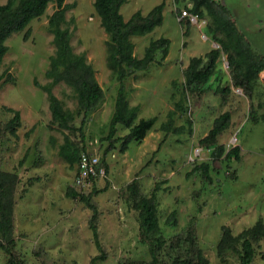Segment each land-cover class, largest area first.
Masks as SVG:
<instances>
[{
  "label": "rangeland",
  "instance_id": "rangeland-1",
  "mask_svg": "<svg viewBox=\"0 0 264 264\" xmlns=\"http://www.w3.org/2000/svg\"><path fill=\"white\" fill-rule=\"evenodd\" d=\"M160 1L126 0L119 13L123 19L135 10L145 14ZM163 1L161 24L130 40L132 53L139 58L149 39L167 38V54L160 58L157 52L145 70L128 73L120 83L105 64L107 35L99 26L93 0H64L73 4L65 11V19H72L68 24L72 51L84 54L103 91L101 101L84 117L76 115L69 130H59L51 123L45 93L38 87L49 81L44 71L53 46L46 21L54 4L49 2L43 14L30 21L26 40L21 31L4 41L7 50L0 72H5L3 79L6 74L9 79L0 82V169L14 171L18 178L12 210L15 264H90V258L100 251L89 229L92 211L78 196L92 189L100 190L89 196V202L95 210L92 223L103 252L94 264H171L175 257L194 261L195 249L208 264H234L235 254L227 255L225 263L216 256L221 228L228 227L235 235L257 220L264 224V122L259 120L264 114V77H257L247 98L232 86L230 69L220 54L206 85L184 88L182 70L189 57L219 47L211 38L218 33L208 30L206 14L196 17L189 13L190 0ZM219 1L250 50L264 63V0ZM183 9L188 15L179 18ZM119 84L128 103L138 106L136 120L156 116V122L141 141L129 142L125 151L119 152L117 141L104 153ZM218 86H228L230 91L222 96L215 91ZM51 92L63 108L76 110L70 87L59 82L51 86ZM175 102L183 110L174 111L172 124H182L184 129L179 134L164 133L158 129L159 123L166 120L168 110H174ZM4 106L19 111L16 137L5 127L12 113ZM223 111L230 114L227 129L214 145L200 144L198 140L213 118ZM249 111L257 121L251 120ZM79 126L82 136L76 129ZM126 132L116 125L112 138ZM65 137L77 145L78 152H94L106 168L104 177H97L92 188L74 198L64 194L71 185L74 164L69 166L57 154ZM216 144H223L225 150L237 145L238 160L225 159L224 154L213 157ZM199 163L207 164L209 180L199 171L187 175ZM133 179L140 195L154 193L159 233L152 242L153 256L148 241L139 235L137 215L125 190ZM257 244L251 264L264 262V240ZM6 261L7 254L0 249V264H9Z\"/></svg>",
  "mask_w": 264,
  "mask_h": 264
},
{
  "label": "trees",
  "instance_id": "trees-1",
  "mask_svg": "<svg viewBox=\"0 0 264 264\" xmlns=\"http://www.w3.org/2000/svg\"><path fill=\"white\" fill-rule=\"evenodd\" d=\"M190 1L191 6L188 11L192 16L202 17L206 14L209 17L210 22L207 28L213 33H218V36L213 34L211 38L219 47L210 48L201 56L189 57L187 64L182 70L183 87L190 90L192 88L199 89L201 85H206L210 76L214 73L215 61L222 54L225 56L228 69H230L232 86L239 88L244 96L250 98L251 89L257 79V75L264 70V63L250 50L247 41L238 33L228 17L226 8L221 5L219 0ZM49 2L54 4L51 13L47 15L46 21L47 31L51 34V44L53 46L52 54L48 57L47 68L44 71V75L49 81L45 85L38 86L33 80V84L45 93L51 123L55 124L59 130H69L72 129L70 123L76 115L82 113L84 117L103 97V91L94 78V70L91 64L86 61L83 53L73 52L69 42L71 31L68 24L72 19H65V11L72 7L73 4L65 3L64 0H5L0 3V63L7 50V46L4 43L6 38L14 32L23 31L21 38L26 40L29 35L28 24L31 20L43 14ZM124 2L126 0H93L92 2L93 9L99 20V26L107 35L105 41V64L110 71L115 73V78L120 83L128 73L145 70L148 64L155 59L157 52H159L160 58H164L168 51V39L160 36L149 39L141 57L137 58L132 53L133 44L130 40L132 36H143L161 24L164 1L161 0L152 6L145 14L135 10L127 19H123L119 13V7ZM4 76L5 72H0V82L9 79L8 74H6L5 79H3ZM59 82L72 89L76 98L75 111L63 108L60 101L51 92V86ZM215 91L224 96L230 91V88L228 86H218ZM223 98L222 101L224 100ZM4 109L12 113L5 127L10 135L16 137L15 129L20 122L19 111L5 106ZM182 110L183 107L180 103L175 102L174 110L166 112V120L159 123L158 129L164 133H181L184 126L182 124L174 126L172 124V115L175 113L174 111ZM137 111L138 106L128 103L123 88L119 84L114 97L113 111L108 120L107 134L104 138L107 140L104 153L110 151L117 141H120L119 152L125 151L129 142L141 141L146 132L154 126L156 116L136 120ZM253 114L252 111H249L248 116L252 121H257ZM229 120L230 114L228 111H223L215 116L211 127L198 142L206 146L214 145L216 138L227 129ZM259 120L264 122V114L260 115ZM82 123L83 120H81L80 125ZM116 125L123 126L127 129V132L120 137L112 138ZM76 129L79 136H82L80 126ZM82 151L87 150L84 149L78 152L77 145L65 137L63 143L58 146L57 154L69 166L74 164L75 173L77 159ZM238 151L239 147L237 145L225 150L223 144H216L212 151V156L218 158L224 154L225 159L232 156L235 160H238ZM98 167L103 170L104 174L102 176H95L90 180V185L86 188L75 187L72 181L64 192L65 197L74 198L78 193L92 188L96 178H101L105 175L106 168L101 165L99 159ZM207 169L206 163H199L194 165L187 175L199 171L204 179L209 180ZM17 181V174L14 171L0 169V249L7 254L6 263L9 264H15L12 259L11 249L14 244L12 236L13 193ZM125 190L131 199V208L137 215L139 235L148 241L149 253L153 256L152 242L157 240L156 237L159 233L154 193L151 192L149 196L140 195L134 179L125 186ZM99 191L92 189L89 193L79 194L78 196L79 200L92 211V215L89 218V229L93 244L100 251V254L90 258V264H94L96 259L103 257V252L97 240L96 228L92 223L95 210L89 202V196ZM261 239L264 240V224L260 220L255 221L253 225L246 227L235 235L231 233L228 227H222L219 239L215 245L216 256L222 263H225L227 255L235 254L237 260L234 264H251L254 248L258 247L257 242ZM194 254V261L191 258L175 257L171 264H208L199 249H195ZM261 256L264 257V252L261 253ZM261 264H264V262Z\"/></svg>",
  "mask_w": 264,
  "mask_h": 264
},
{
  "label": "built area",
  "instance_id": "built-area-1",
  "mask_svg": "<svg viewBox=\"0 0 264 264\" xmlns=\"http://www.w3.org/2000/svg\"><path fill=\"white\" fill-rule=\"evenodd\" d=\"M188 15L187 10L180 11L179 18ZM193 17L189 16V20ZM103 170L98 167V157L94 152L82 151L76 163V171L73 176V185L78 188H86L90 185V180L95 176H102Z\"/></svg>",
  "mask_w": 264,
  "mask_h": 264
},
{
  "label": "crops",
  "instance_id": "crops-1",
  "mask_svg": "<svg viewBox=\"0 0 264 264\" xmlns=\"http://www.w3.org/2000/svg\"><path fill=\"white\" fill-rule=\"evenodd\" d=\"M162 11H163V9H162ZM257 77H258L259 80H262L263 77H264V70L260 71V72L258 73Z\"/></svg>",
  "mask_w": 264,
  "mask_h": 264
},
{
  "label": "water",
  "instance_id": "water-1",
  "mask_svg": "<svg viewBox=\"0 0 264 264\" xmlns=\"http://www.w3.org/2000/svg\"><path fill=\"white\" fill-rule=\"evenodd\" d=\"M214 45H216V46H217V44H216V43H214Z\"/></svg>",
  "mask_w": 264,
  "mask_h": 264
}]
</instances>
